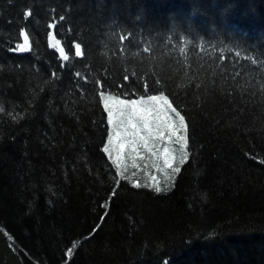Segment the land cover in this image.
Returning a JSON list of instances; mask_svg holds the SVG:
<instances>
[{"label":"trees","instance_id":"obj_1","mask_svg":"<svg viewBox=\"0 0 264 264\" xmlns=\"http://www.w3.org/2000/svg\"><path fill=\"white\" fill-rule=\"evenodd\" d=\"M103 93L185 122L160 193ZM0 264H264V0H0Z\"/></svg>","mask_w":264,"mask_h":264},{"label":"snow or ice","instance_id":"obj_2","mask_svg":"<svg viewBox=\"0 0 264 264\" xmlns=\"http://www.w3.org/2000/svg\"><path fill=\"white\" fill-rule=\"evenodd\" d=\"M25 19L31 16V12L26 10L23 13ZM21 36H24V43L18 45L13 51L23 52L28 48V38L21 31ZM107 113V123L109 125L107 142L104 145L103 151L109 155L113 164L118 168L117 175L123 177V173L119 171V162L122 157L127 154L133 160V167H138L135 163L137 158L144 159L142 153H146L148 158L154 160L153 167L157 171H163L166 180L174 181L175 175L181 171L180 165H183L189 158V153L186 151V124L182 122L177 124L172 120H161L155 113L150 110H133L124 109L118 105H104ZM183 133V134H181ZM180 145L179 150L170 147V143ZM161 144L164 145L161 150ZM113 152L115 156L113 157ZM162 159L163 167L161 168L155 163V160ZM147 166V165H146ZM171 170L169 173L167 170ZM135 175V173H133ZM127 179V177H124ZM152 183L141 185L133 182L134 188L149 187L155 192L160 193L164 189L160 187V182L155 176H152ZM119 183V181H117ZM115 194V189H113ZM111 199V197H109ZM107 203L103 207H107ZM103 220V217H101ZM99 227V225H97ZM95 231V230H94ZM78 241L74 242L65 253L71 258L74 249L78 246Z\"/></svg>","mask_w":264,"mask_h":264},{"label":"rangeland","instance_id":"obj_3","mask_svg":"<svg viewBox=\"0 0 264 264\" xmlns=\"http://www.w3.org/2000/svg\"><path fill=\"white\" fill-rule=\"evenodd\" d=\"M52 34L50 35V46L55 47V43L53 42ZM58 50V49H57ZM79 51V48H77ZM60 55L63 56L62 52L58 50ZM118 105L120 107H123L124 109H133V110H150L153 113H155L161 120H172L175 121L177 124H181L183 121L181 115L177 112L176 109L171 105L169 100L164 95H149L145 97H141L138 99H123V98H116L113 97L110 94L103 93L102 94V105ZM105 110V108H104ZM106 112V111H105ZM107 115V113H106ZM109 127V125H108ZM183 134V133H181ZM164 145L161 144V150L163 149ZM170 147L173 149H176L177 151L180 148L179 144H176L174 142L170 143ZM107 154V153H106ZM142 155L145 156L144 159L137 158L135 163L138 164V167L141 165H147L146 167L143 166V169H147L146 175L149 178V180L152 181V176H155L157 180L160 182V186L162 182H167L168 180L165 179V174L163 171H157L155 167H153L154 160L152 158H148L146 153H142ZM109 157V155L107 154ZM115 156V153L113 152V157ZM109 159L112 161V159L109 157ZM143 161L142 163L138 161ZM113 162V161H112ZM155 163L163 167V161L162 159L155 160ZM115 165V164H114ZM116 166V165H115ZM117 168V166H116ZM132 168H135V170H138L137 167H133V160L125 154L121 161L119 162V171H121L123 174H131L130 170H133ZM118 170V168H117ZM169 173H171V170H167ZM164 178V179H163ZM162 179V180H161Z\"/></svg>","mask_w":264,"mask_h":264}]
</instances>
